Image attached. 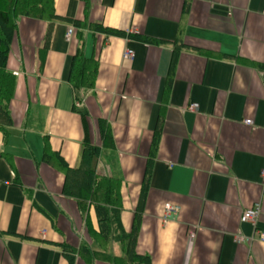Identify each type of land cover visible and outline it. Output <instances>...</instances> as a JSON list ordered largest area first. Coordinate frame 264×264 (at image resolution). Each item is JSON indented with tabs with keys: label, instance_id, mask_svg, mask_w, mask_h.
Instances as JSON below:
<instances>
[{
	"label": "crops",
	"instance_id": "1",
	"mask_svg": "<svg viewBox=\"0 0 264 264\" xmlns=\"http://www.w3.org/2000/svg\"><path fill=\"white\" fill-rule=\"evenodd\" d=\"M53 8L52 21L18 17L10 43L0 264H108L77 253L71 261L64 247L120 256L142 186L135 250L153 264H264V243L236 240L264 229V0H53ZM78 49L97 72L76 92ZM81 113L99 149L94 173L120 182L104 245L94 205L64 193L65 170L80 165ZM45 146L65 168L43 159ZM167 205L178 210L165 217ZM256 205L255 224L241 222Z\"/></svg>",
	"mask_w": 264,
	"mask_h": 264
},
{
	"label": "trees",
	"instance_id": "2",
	"mask_svg": "<svg viewBox=\"0 0 264 264\" xmlns=\"http://www.w3.org/2000/svg\"><path fill=\"white\" fill-rule=\"evenodd\" d=\"M20 16L32 18L55 20L53 0H0V129L11 124V117L8 105L12 99L15 87V77L6 68V63L10 51V43L17 28V19ZM75 25H78L75 23ZM94 30L111 31L91 26ZM122 34V33H121ZM97 72V63L92 58H86L80 52L72 57L70 65V77L73 88L78 92L80 88L93 86ZM81 119L85 127V114L81 113ZM102 138L104 143L110 140L111 135L104 123L100 122ZM112 144V143H111ZM110 144V145H111ZM98 147L92 145L88 139L87 132L82 141V152L80 165L78 168L65 170L64 193L79 200L82 207L93 204L98 218L99 232L95 238L101 245L107 243L110 238L113 213L110 209H121L120 182L113 177L100 176L94 173L92 161L97 157ZM43 159L48 163H60V156L49 152L45 146ZM65 165V164H64ZM61 164L62 167H64ZM65 168V167H64ZM145 186H142L139 202L135 212V218L129 234L122 236V254L120 256L111 255L108 252L91 251L82 245L78 250H70L64 247V255L69 260H73L74 253H77L86 263L92 260H101L108 264H153L151 258L145 254H139L135 250L137 232L139 229V209L145 197Z\"/></svg>",
	"mask_w": 264,
	"mask_h": 264
},
{
	"label": "built area",
	"instance_id": "3",
	"mask_svg": "<svg viewBox=\"0 0 264 264\" xmlns=\"http://www.w3.org/2000/svg\"><path fill=\"white\" fill-rule=\"evenodd\" d=\"M72 32H73L72 28L67 29V31H66L67 39H69ZM132 56H133V51L131 49H126L124 54H123V57L128 59V58H131ZM195 107H196V105H191L189 107V109L194 110ZM245 123L251 124V120L247 119V120H245ZM262 175L264 176V170L262 171ZM177 210H178V208L176 206L167 205L165 208V217L169 216L170 213L175 212ZM259 213H260V208L258 205L253 206L251 208H247L242 212L240 220H241V222H249V223L255 224V222L257 221ZM191 236L193 237V235H191ZM254 239L264 243V229L258 230L255 238H253V237H247L246 238V237H242V236H238L236 238L237 241H244V242H250Z\"/></svg>",
	"mask_w": 264,
	"mask_h": 264
}]
</instances>
